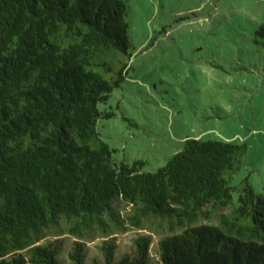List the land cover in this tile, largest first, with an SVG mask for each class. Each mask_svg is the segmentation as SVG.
<instances>
[{"label":"trees","instance_id":"obj_1","mask_svg":"<svg viewBox=\"0 0 264 264\" xmlns=\"http://www.w3.org/2000/svg\"><path fill=\"white\" fill-rule=\"evenodd\" d=\"M126 14L124 0H0V264H62L48 238L66 232L76 238L70 259L85 264L96 232L151 220L171 225L161 264H264V197L248 179L232 185L246 144L187 138L143 172V161H115L102 139L98 122L114 112L99 104L132 59ZM254 43L264 50V22ZM151 244L141 235L117 258L105 242L95 264H153Z\"/></svg>","mask_w":264,"mask_h":264},{"label":"rangeland","instance_id":"obj_2","mask_svg":"<svg viewBox=\"0 0 264 264\" xmlns=\"http://www.w3.org/2000/svg\"><path fill=\"white\" fill-rule=\"evenodd\" d=\"M124 1L132 59L124 81L99 104L114 116L101 118L97 127L115 161H143L142 171L154 172L187 138L246 144L232 185L248 179L264 197V50L254 43L264 0ZM118 207L123 218L131 209ZM159 223L147 221L144 229L127 223L110 237L96 232L85 243V264L104 262L105 242L117 244V258L132 252L141 235L151 236L153 264H161L158 242L171 225ZM48 239L61 244L62 264H74L69 254L76 238L66 232Z\"/></svg>","mask_w":264,"mask_h":264}]
</instances>
